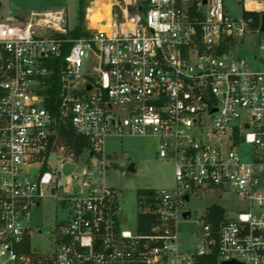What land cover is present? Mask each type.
<instances>
[{"label":"built area","instance_id":"1","mask_svg":"<svg viewBox=\"0 0 264 264\" xmlns=\"http://www.w3.org/2000/svg\"><path fill=\"white\" fill-rule=\"evenodd\" d=\"M238 1L260 16L264 51V2ZM105 21L73 39L65 8L0 19V264H264V70L229 52L255 17L232 18L225 0H115ZM59 59L55 115L44 91ZM66 120L88 147L62 182L49 158ZM110 137L155 138L174 162V186L140 198L147 233L122 225L123 193L105 184ZM224 190L246 209L215 225L208 208L183 249L187 205ZM48 197L67 215L41 253L30 219Z\"/></svg>","mask_w":264,"mask_h":264},{"label":"rangeland","instance_id":"2","mask_svg":"<svg viewBox=\"0 0 264 264\" xmlns=\"http://www.w3.org/2000/svg\"><path fill=\"white\" fill-rule=\"evenodd\" d=\"M96 0H89L85 15V28L88 25V10ZM112 0L106 1L101 12L110 17ZM115 1V0H114ZM120 1L121 4V0ZM125 1V0H124ZM264 2V0H262ZM225 7L232 18L242 16H254L256 23L251 26V33L243 39L231 42L229 52L231 55L244 58L249 61L250 67L254 70H264V65L260 59L264 58V51L261 49V36L256 32L259 27L260 16L252 13L238 0H225ZM65 8L68 15V25L70 32L73 31L78 23L79 0H45V1H3L0 17L6 18L16 16L19 12L29 13L31 11H49ZM120 12V8H117ZM21 22H15L20 24ZM257 59V60H256ZM64 149L63 151L61 149ZM244 146V149H247ZM54 151L49 158V165L53 170H57L60 180L64 182L67 176L77 171V167L72 164L79 162V156L67 144L60 133ZM86 151V148L83 152ZM106 152L112 161L111 166L106 172L105 184L109 187L121 190L123 193L122 214L123 226L134 231L138 227V216L142 210L140 205L139 191L141 190H163L174 186V162L170 159L159 157L158 140L151 137H110L106 140ZM85 157V156H84ZM244 160H247L244 158ZM133 164L135 173L128 178L127 168ZM119 166L121 169H116ZM37 173V171H34ZM222 194V195H221ZM208 192L199 198L192 199L187 205V209L192 212L189 222L179 225L181 246L183 249H194L197 245L196 236L198 233L197 222L208 214V208L218 205L225 210V215L233 216L247 207V203L233 193L231 190L222 193ZM67 215V210L57 205L52 197L44 199L41 207L31 214V226L33 233L30 236L31 247L41 253H49L51 247L50 232L57 221Z\"/></svg>","mask_w":264,"mask_h":264},{"label":"trees","instance_id":"3","mask_svg":"<svg viewBox=\"0 0 264 264\" xmlns=\"http://www.w3.org/2000/svg\"><path fill=\"white\" fill-rule=\"evenodd\" d=\"M89 0H79V11H78V20L79 23L77 27L69 33V37L73 39L80 38L82 36H86L88 33L85 30V15H86V8L88 5ZM109 0H96L94 2V5L89 8L88 10V21L91 23H96L98 21L99 24L104 25L107 20L106 15L101 12V8L103 4ZM115 2L114 0L111 1ZM70 46L67 45L63 49V56L67 55L69 53ZM62 63V59H59L58 61H55L53 63V67L55 68V74L54 76L46 83V89L44 91V94L46 96L45 99V106L55 115L60 114V106H61V85H60V66ZM1 61H0V67H1ZM1 74V71H0ZM61 129L60 133L62 137L66 140L67 144L75 151V153L80 156L84 149L88 147L86 139L79 137L75 134L73 131L70 123L66 120L64 122H61ZM151 190H141L139 191V200L140 198H144L145 196L150 195ZM225 214V210L218 206V205H212L209 209V218L210 220L217 225V223L223 219ZM208 216V214H207ZM154 216L149 213H139L138 216V230L142 233L149 232L151 222H153Z\"/></svg>","mask_w":264,"mask_h":264},{"label":"water","instance_id":"4","mask_svg":"<svg viewBox=\"0 0 264 264\" xmlns=\"http://www.w3.org/2000/svg\"><path fill=\"white\" fill-rule=\"evenodd\" d=\"M206 2H207V0H204V3H206ZM1 7H2V3L0 2V10H1ZM261 32L262 33L264 32V16L262 17ZM89 88H90V86H89ZM115 168L116 169L123 170L119 166H116ZM127 173H128V178H131L134 175V173H135V167H134L133 164L129 165V167L127 168ZM184 216L185 217L190 216V213L187 212V213L184 214ZM223 264H241V263H238L236 261H230V262H225Z\"/></svg>","mask_w":264,"mask_h":264},{"label":"crops","instance_id":"5","mask_svg":"<svg viewBox=\"0 0 264 264\" xmlns=\"http://www.w3.org/2000/svg\"><path fill=\"white\" fill-rule=\"evenodd\" d=\"M43 1H45V0H43ZM32 12V11H31ZM1 13V12H0ZM30 13V12H29ZM29 13H22V12H19L16 16H14V17H16L17 18V20L19 21V22H22L25 18H26V16L29 14ZM0 19L2 20V19H5V18H2V17H0Z\"/></svg>","mask_w":264,"mask_h":264},{"label":"bare ground","instance_id":"6","mask_svg":"<svg viewBox=\"0 0 264 264\" xmlns=\"http://www.w3.org/2000/svg\"><path fill=\"white\" fill-rule=\"evenodd\" d=\"M109 20V18L107 19V21ZM96 23H98V21H96Z\"/></svg>","mask_w":264,"mask_h":264}]
</instances>
